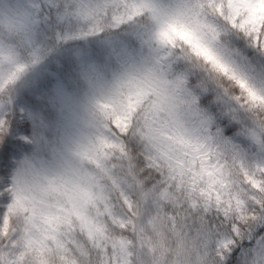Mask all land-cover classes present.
I'll return each mask as SVG.
<instances>
[{
  "label": "snow or ice",
  "instance_id": "1",
  "mask_svg": "<svg viewBox=\"0 0 264 264\" xmlns=\"http://www.w3.org/2000/svg\"><path fill=\"white\" fill-rule=\"evenodd\" d=\"M0 264H264V0H0Z\"/></svg>",
  "mask_w": 264,
  "mask_h": 264
}]
</instances>
